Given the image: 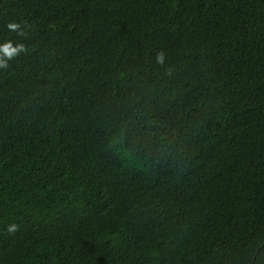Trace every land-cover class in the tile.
Instances as JSON below:
<instances>
[{"label": "trees", "instance_id": "16d2710c", "mask_svg": "<svg viewBox=\"0 0 264 264\" xmlns=\"http://www.w3.org/2000/svg\"><path fill=\"white\" fill-rule=\"evenodd\" d=\"M5 44L0 264H264V0H0Z\"/></svg>", "mask_w": 264, "mask_h": 264}, {"label": "clouds", "instance_id": "9594fccd", "mask_svg": "<svg viewBox=\"0 0 264 264\" xmlns=\"http://www.w3.org/2000/svg\"><path fill=\"white\" fill-rule=\"evenodd\" d=\"M18 27H19V25L16 24V23H12V24H9V25H8V28H9V30H11V31H14V30L17 29ZM0 48H2L4 52H8L9 54H12V53H14V52H16V51H23V46H20V47L17 48V49H10V47H9L7 44H5V45H3V46H0ZM15 227H16L15 225H11V226L9 227V231L15 230Z\"/></svg>", "mask_w": 264, "mask_h": 264}]
</instances>
